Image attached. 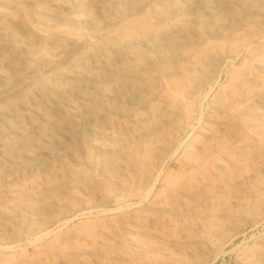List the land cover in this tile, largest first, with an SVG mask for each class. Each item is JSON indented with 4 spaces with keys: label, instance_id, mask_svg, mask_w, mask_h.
Instances as JSON below:
<instances>
[{
    "label": "bare ground",
    "instance_id": "obj_1",
    "mask_svg": "<svg viewBox=\"0 0 264 264\" xmlns=\"http://www.w3.org/2000/svg\"><path fill=\"white\" fill-rule=\"evenodd\" d=\"M110 190L148 201L62 221ZM234 203L264 217V0H0V242L53 227L0 264H200Z\"/></svg>",
    "mask_w": 264,
    "mask_h": 264
},
{
    "label": "rangeland",
    "instance_id": "obj_2",
    "mask_svg": "<svg viewBox=\"0 0 264 264\" xmlns=\"http://www.w3.org/2000/svg\"><path fill=\"white\" fill-rule=\"evenodd\" d=\"M142 17V15H140ZM37 25L41 24L37 22ZM241 62V61H240ZM238 62L237 65L240 64ZM210 91V86H207L203 90L202 100L205 101L206 95ZM207 112L206 108L203 107L199 112L196 113L195 119L192 121L191 126L182 130L178 135V141L176 145L167 153L166 162L170 165H173L171 162L175 155L180 151L185 144L192 137L193 126H196L199 122V119L203 113ZM171 170L167 164L161 165L154 174L155 178L161 180L163 175ZM231 194L229 197L232 200H240L248 199L250 195H254L253 191L250 188V184H248L247 180H233L231 182ZM160 188V187H159ZM224 194L223 196H225ZM222 196V197H223ZM101 199V201H100ZM148 201L146 198V194H143L140 198H135L133 200L126 199L116 190H110L108 196L106 198H102V195L97 192L93 195L92 202L82 210H75L68 214L62 221H69L72 225L79 224L81 221V217L84 213L95 212L97 210H114L120 206L124 208H128L132 203H145ZM233 217L237 223L236 228L230 234L224 238L222 246L215 254H208L202 263L200 264H236L237 256L241 251L242 247L254 246L255 243L261 239H264V217L259 219H253L243 210L242 207H238L233 204ZM53 230V227L42 228L38 232H35L31 235L22 236L15 243L1 244L0 242V259L7 255L10 251L4 250L5 247L17 246L19 249L28 248L32 252V242L35 239L41 238L45 240L48 236L49 231ZM158 253L157 251L154 254ZM157 256L163 257V254L160 252ZM172 256H164V264H170V262L174 261V257Z\"/></svg>",
    "mask_w": 264,
    "mask_h": 264
}]
</instances>
